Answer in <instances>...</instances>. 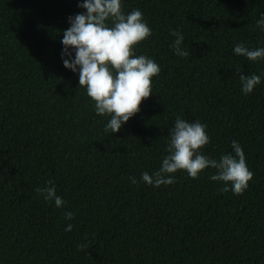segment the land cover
<instances>
[{
    "label": "trees",
    "instance_id": "trees-1",
    "mask_svg": "<svg viewBox=\"0 0 264 264\" xmlns=\"http://www.w3.org/2000/svg\"><path fill=\"white\" fill-rule=\"evenodd\" d=\"M83 2L0 0V264H264V59L234 53L264 48V0H121L152 30L135 55L161 71L116 133L62 60ZM171 31L188 57L174 54ZM252 74L261 83L245 95L239 75ZM177 117L206 125L200 151L211 159L240 144L254 174L242 195L222 192L212 168L143 182L168 155ZM49 180L63 208L35 191Z\"/></svg>",
    "mask_w": 264,
    "mask_h": 264
},
{
    "label": "clouds",
    "instance_id": "clouds-1",
    "mask_svg": "<svg viewBox=\"0 0 264 264\" xmlns=\"http://www.w3.org/2000/svg\"><path fill=\"white\" fill-rule=\"evenodd\" d=\"M79 7L86 12L70 17L71 26L63 33L64 67L74 73L79 70V85L94 102L96 114L111 117L105 131L116 133L139 113L142 102L152 95V78L160 74V66L154 59L137 56L134 52L152 35V30L140 10L125 15L121 0H84ZM257 26L264 30V16L257 21ZM171 35L176 37L172 44L174 54L188 57L190 53L181 47L184 37L178 31H171ZM69 49L74 50V59ZM234 53L253 62L264 59V48L250 50L243 43L235 45ZM239 79L245 95L251 94L261 83L256 74L239 75ZM174 125L170 129L168 155L163 158L161 168L151 176L148 172L142 173L143 182L159 188L174 184L171 174L178 171L198 179L205 169L212 168L217 172L210 179L225 185L222 192L231 190L235 195H242L254 174L246 164L240 144L233 140L234 156L224 154L219 160L211 159L200 151L210 143L205 124L177 117ZM131 182L137 181L131 178ZM47 183L52 186L35 191L45 202L54 201L57 208H63L66 202L57 195L52 181ZM229 183L231 189L227 186ZM64 218L72 220L74 213L66 212ZM72 228V224H68L65 231L70 232ZM79 247L83 250L87 245Z\"/></svg>",
    "mask_w": 264,
    "mask_h": 264
}]
</instances>
